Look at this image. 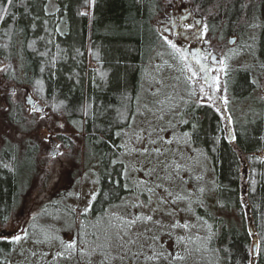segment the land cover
<instances>
[{"label":"trees","instance_id":"obj_1","mask_svg":"<svg viewBox=\"0 0 264 264\" xmlns=\"http://www.w3.org/2000/svg\"><path fill=\"white\" fill-rule=\"evenodd\" d=\"M191 2L204 9L212 34L219 33L221 39L236 35L239 54L248 53L251 59L248 65L224 71L227 110L237 140L225 138V114L210 107L197 108L182 89L178 106L186 104L181 112L177 110L176 124L184 151L192 153L195 165L204 168V159L208 164L202 173L194 171L191 180L167 173V179L164 175L157 181L139 173L128 156L139 143V133L132 134L131 127L141 111L148 65L157 60L150 58L159 47L168 59L179 56L155 25L164 11L163 2L13 0L9 14L0 21V61L8 63L6 78L20 83L15 76L19 70L50 114L76 124L82 134L85 165L80 160L72 173L88 169L97 188L90 210L77 213L65 204L71 189L55 187L50 197L34 207L38 211L28 225L26 239L19 243L0 240V264H16L14 254L24 247L44 253V261L29 264H249L254 243L250 232L258 234L255 239L260 243L255 264H264V87L260 81L264 79V0ZM5 3L0 0V9ZM176 4L174 0L164 22L170 21ZM182 32L181 28L173 32V42L184 50L191 39ZM14 107L9 117L22 123L20 107ZM193 113L196 120L184 124ZM197 120L193 133L191 124ZM38 152L34 141H0L2 223L21 205L22 194L38 169ZM162 163L168 172L172 160L156 164ZM167 201L182 205L194 223L193 231L172 244V249L167 248L163 230L156 234L161 227L153 220L151 208L152 202L165 207ZM57 218L64 227L52 229ZM49 231L55 233L50 237ZM77 237L78 250L69 255L64 244ZM58 252L63 255L57 256ZM154 254L155 258L147 259Z\"/></svg>","mask_w":264,"mask_h":264},{"label":"rangeland","instance_id":"obj_2","mask_svg":"<svg viewBox=\"0 0 264 264\" xmlns=\"http://www.w3.org/2000/svg\"><path fill=\"white\" fill-rule=\"evenodd\" d=\"M161 1L163 2L164 11L155 20V25L158 28L160 23H165L164 16L171 7L169 5L174 2V0ZM181 2L186 11L188 9L199 16L200 24L194 27L195 33L199 35L192 38L196 37L198 43L207 45L212 52L217 54L218 61L224 60L226 69L250 64L251 59L248 53L246 55L239 54L240 45L237 46L238 43H234L236 45L229 47L227 37L221 39L219 33L212 34L208 27L206 32L203 31L204 26H206L205 23H202L205 20L204 9L192 5L191 0H181ZM165 26L170 27L169 24H165ZM161 35L163 38L167 36L174 41L173 31L171 34H166L162 30ZM201 35H203V38H198ZM178 38L182 41L181 37ZM192 43L194 44V40L191 39L188 45L191 46ZM251 43L250 41L247 42L248 45ZM154 58H157V60L154 63H149L146 80L141 92V101H139L141 102L139 105L141 111L135 115L131 127L132 134L139 133V136L136 137L139 143L135 146L137 149L129 153L128 162L135 166L138 172L145 177L150 178L153 176L157 181H162L164 175L167 179V173L170 177L182 176L183 181L185 179L191 180L195 172L198 171V174H200L205 170L204 168H206L208 162L206 159L203 160L202 165L206 164L204 168L201 164L195 165V161L192 160V153L184 151V144L177 130L176 121L179 116L177 110L179 108H181L179 111L182 110L186 104L178 106L179 102L180 104L182 102L181 90H186L189 96L194 99V102L197 103L201 99L199 87L204 82L199 77L192 78L184 59H181L180 56L168 59L166 53L163 52V48L159 47L154 51L153 57L150 58L151 61ZM218 61L213 64L212 73L213 75H219L220 84L223 88L225 87L224 72L217 73L215 71L221 67ZM7 68L8 63L0 61V129L7 133V135L0 137V141L8 140V142L16 144L34 141L39 150L37 156L38 169L34 173L31 185L22 194L21 205L11 213L6 222L2 223L0 220V230L7 232L5 235L12 236L22 234L24 229L27 230V234L29 233L28 225L38 211L37 207H34L45 196L46 198L50 197L55 187L58 189L62 187L70 188L71 195L67 198L65 204L75 209L77 213H81L88 206L92 194L96 192L97 185L94 174L89 172L88 169L82 167L75 175L72 173L74 167L81 164L80 160L83 158L84 153L81 141L82 134L75 126L76 124L71 121L67 122L65 118L56 113L51 112L50 114L45 108L44 101L39 99L32 87L23 80L19 70H17L15 76L17 80H22L20 83L6 78ZM263 80H260L262 84ZM205 88L207 89L206 85ZM193 91L196 92V95H190ZM28 94H31L42 106L39 112L33 111V108L26 103ZM217 95L227 96L228 98V92L220 91ZM151 99L154 102L150 104ZM15 105L20 107L17 110L24 116L23 122H19V124L13 122L9 117V112L15 109ZM217 105L222 106L220 101L217 102ZM221 113L222 115H229L228 110L226 113ZM42 117L43 119H41ZM60 125H63V127H60ZM227 127L231 128L232 126L227 125ZM66 140H70V142ZM56 145H59V147L57 148ZM157 148L160 149L159 153L155 151ZM53 149L57 151L55 158L51 154ZM145 149H147V152H145ZM167 159L169 162L172 160L168 172L167 169H164L165 164H156L157 161H166ZM81 161L83 162V160ZM82 165H85V160ZM164 182L170 185V182L165 180ZM151 208L153 210V220L161 227V230L156 234L163 230L167 238L165 242L168 249L173 248L172 244H175L179 237H185L193 231V220L189 213L183 210L182 205L177 206L172 201H167L165 207H163L161 203L155 204L152 202ZM68 219L69 215L65 221ZM60 221L61 218L54 219L52 229L63 228L64 226ZM177 224H187L188 227H173ZM54 233L55 231L48 232L50 237ZM43 254L35 247H24L18 249L13 260L16 264L44 261L42 259Z\"/></svg>","mask_w":264,"mask_h":264},{"label":"snow or ice","instance_id":"obj_3","mask_svg":"<svg viewBox=\"0 0 264 264\" xmlns=\"http://www.w3.org/2000/svg\"><path fill=\"white\" fill-rule=\"evenodd\" d=\"M21 3H23V0H21ZM13 5V0H6V3L3 5L2 9H0V21H3L5 19V16L9 14V8ZM171 6V4L169 5ZM81 15H84L85 13H80ZM11 18H15L14 15ZM183 19H187L186 17H182ZM197 24H200V21L198 20L196 22ZM184 27L186 29H190L192 27V25L190 24H185ZM168 29H165V31H167ZM203 31L206 32L207 31V26H204ZM198 38H203V35L199 36ZM255 39V38H253ZM165 42L174 50V52L179 55L181 57V59H185L186 58V50H183L182 48L178 47V42L174 43L170 38H168L167 36L164 37ZM254 52V50H253ZM200 50H196V52H193L192 55L195 58L196 64L199 66V72L202 73L201 79L203 80V84L199 87V93H200V97L201 99H199L196 103V107L200 108V107H210V108H214L215 111L217 112H227V105L229 104V99L227 98V96H218L217 93H219L220 91L223 92H227L228 89L227 87H221L220 84V77L219 75H212L211 73L213 72V69L210 65H206L205 63L202 62V59L200 58ZM211 54L205 55L203 56V60H207L209 58ZM211 59L213 60V62L217 61V58L212 56ZM54 62V61H53ZM219 64L221 65V67L219 69H216L215 71L217 73L219 72H224L226 69V65L224 60H219L218 61ZM261 67H264V64L261 65ZM189 72H191L192 74V78L194 79L198 73L196 70L192 69L191 67H189ZM41 71H43V69H41ZM37 83L39 84L40 82L37 81ZM252 84H257L256 80H252L251 81ZM205 85L207 86V89L205 88ZM259 86V85H258ZM190 95H196V92L193 91L190 93ZM220 101L222 106H218L217 102ZM84 114L87 115V106H84ZM33 111L39 112L40 109L36 108L35 106H33ZM228 125H232L233 124V118L230 115H224L222 117ZM43 119V117L41 118ZM192 120H196V117L194 115V113L192 115H190L189 120H183L182 122L184 124H189ZM60 127H63V125H60ZM191 127L193 129V133H195L197 127H198V120L196 123H192ZM224 131L227 133L226 135V139H230L232 142H235L237 140V135L235 134V132L233 131L232 128H225ZM7 135L6 132L3 131V129H0V137H3ZM183 136L186 138L191 139V136L188 132H184ZM154 143V141H153ZM56 147L58 148L59 145H56ZM155 151L157 153L160 152V149L157 148L155 149ZM145 152H147V149H145ZM62 155V154H60ZM53 158H55V154L53 155ZM115 163V161H114ZM5 167H7V165H5ZM149 191H151V189H149ZM199 191L201 193L204 192V189L201 188L199 189ZM96 198V194L93 193L92 194V200H95ZM179 198V197H178ZM91 203L92 201H89V207H86L84 209V212L87 213L90 210L91 207ZM137 219H140V217H137ZM144 219H151V217H144ZM198 219H201L200 217H198ZM135 221H130L129 223H134ZM204 223L207 225V221H204ZM177 226H182L187 228L188 225L184 224V225H173V227H177ZM207 227L209 229H211V225H207ZM250 236L254 237V243L249 251V257L251 258L249 261V264H255V258L260 254V243L258 240L255 239V237L258 235L257 233H249ZM27 238V230L24 229L22 234H16V235H12V236H8L5 235L3 233L2 230H0V240H3L5 242H10V243H19L22 239H26ZM79 237L74 238L72 240H70L68 243L64 244V249L66 252L69 253V255H72L74 253L77 252L78 250V241ZM183 237H179L178 240H183ZM57 256H61L63 255V253H56ZM155 255L152 257H147V259H153L155 258ZM174 259H182V257H173Z\"/></svg>","mask_w":264,"mask_h":264},{"label":"flooded vegetation","instance_id":"obj_4","mask_svg":"<svg viewBox=\"0 0 264 264\" xmlns=\"http://www.w3.org/2000/svg\"><path fill=\"white\" fill-rule=\"evenodd\" d=\"M177 2V6L175 8V12L171 14V18L169 22L165 23H160L159 24V29L166 34H171L172 31L176 32L177 29L181 28L182 35L185 34V37L194 40V44L192 43L191 46L188 45V43L185 44L184 50H186V58L184 59L185 65L188 67H191L192 69L196 70L198 75L196 76L197 78H201L202 73L199 72V66L196 64L195 58L193 57L192 53L196 52V50H200V58L202 59V62L205 63L206 65H210L212 69L214 68V65L211 62V55L207 60H203V56L211 54L212 50L207 46L204 45L203 43H198V41H195V38H192L193 36H198L199 34L195 33V26H199L196 22L199 20V16H196L194 12L185 9L183 3L179 0H175ZM183 5V6H182ZM180 8V9H179ZM180 10V11H179ZM184 12V13H183ZM182 17H186L187 19H183ZM204 20V17H203ZM202 23H205V20L202 21ZM165 24H169L170 27H166ZM185 24H190L192 27L190 29H186L184 27ZM165 29H168L165 31ZM227 43L229 44V47H233V45H236L238 43V37L234 34L230 35L227 37ZM233 39V42L230 43V40ZM176 40V39H175ZM236 43V44H234ZM191 73V72H190ZM213 75V73H211ZM195 77V78H196Z\"/></svg>","mask_w":264,"mask_h":264},{"label":"water","instance_id":"obj_5","mask_svg":"<svg viewBox=\"0 0 264 264\" xmlns=\"http://www.w3.org/2000/svg\"><path fill=\"white\" fill-rule=\"evenodd\" d=\"M233 39L234 38H232L231 40H230V43H232L233 42ZM212 56H214V57H216L217 58V54L216 53H214V52H212L211 53V57ZM217 61H218V58H217ZM216 61V62H217ZM211 62H212V64H215L216 62H213V60L211 59ZM263 87H264V80H263ZM26 103L31 107V108H33V106H35L36 108H39L40 110L42 109V106L36 101V99H34L32 96H31V94H28V96L26 97ZM228 128V127H227ZM230 140V139H229ZM54 144V143H53ZM56 150H52L51 151V154L52 155H54V154H56ZM262 155L264 156V151H263V153H262ZM3 233L4 234H7V232H5V231H3Z\"/></svg>","mask_w":264,"mask_h":264}]
</instances>
